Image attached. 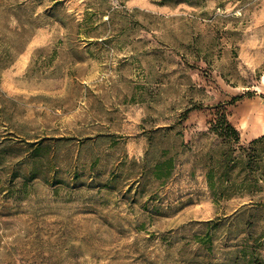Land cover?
I'll use <instances>...</instances> for the list:
<instances>
[{"label": "rangeland", "instance_id": "rangeland-1", "mask_svg": "<svg viewBox=\"0 0 264 264\" xmlns=\"http://www.w3.org/2000/svg\"><path fill=\"white\" fill-rule=\"evenodd\" d=\"M263 76L264 0H0V264H264Z\"/></svg>", "mask_w": 264, "mask_h": 264}, {"label": "trees", "instance_id": "trees-1", "mask_svg": "<svg viewBox=\"0 0 264 264\" xmlns=\"http://www.w3.org/2000/svg\"><path fill=\"white\" fill-rule=\"evenodd\" d=\"M239 98H236L238 100ZM211 126H213L212 130L216 131V133L225 141L228 143V148L221 153L219 160V167L222 169V176H225L229 169L236 166V164H242L244 165H251L256 160L252 158V160L249 159V162L243 159L245 156V151H248L245 147L241 146L240 153L241 154H235L234 149L235 147L232 146L233 143H237L239 145L241 135L238 128L229 120V115L226 109L223 111H220L217 116L211 120ZM264 141V136L256 138L251 141V145L248 147V149L252 150L253 154L260 155L261 154V143ZM232 143V144H231ZM243 153V154H242ZM226 169V170H225ZM215 172H210L208 174V177L210 178L211 184L215 178L214 176Z\"/></svg>", "mask_w": 264, "mask_h": 264}, {"label": "crops", "instance_id": "crops-1", "mask_svg": "<svg viewBox=\"0 0 264 264\" xmlns=\"http://www.w3.org/2000/svg\"><path fill=\"white\" fill-rule=\"evenodd\" d=\"M261 86L263 88H261L262 91H264V76H263V80H262V83H261ZM260 136H264V123L262 125V127H259V129H257L252 135H251V139L252 138H257V137H260Z\"/></svg>", "mask_w": 264, "mask_h": 264}]
</instances>
